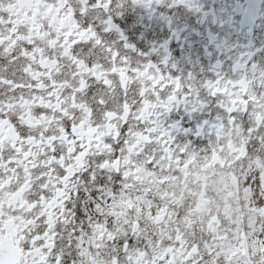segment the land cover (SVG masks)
<instances>
[{
    "label": "snow or ice",
    "instance_id": "snow-or-ice-1",
    "mask_svg": "<svg viewBox=\"0 0 264 264\" xmlns=\"http://www.w3.org/2000/svg\"><path fill=\"white\" fill-rule=\"evenodd\" d=\"M214 5L0 0V264H264V46ZM161 8L208 69L130 40Z\"/></svg>",
    "mask_w": 264,
    "mask_h": 264
},
{
    "label": "flooded vegetation",
    "instance_id": "flooded-vegetation-1",
    "mask_svg": "<svg viewBox=\"0 0 264 264\" xmlns=\"http://www.w3.org/2000/svg\"><path fill=\"white\" fill-rule=\"evenodd\" d=\"M237 2L245 7L244 0H215L214 6L218 8L224 4L232 7ZM160 11L164 12L165 16L172 15L171 26L166 19L158 15L149 19L144 10L129 11L122 21V26L130 40L144 50H149L153 46L166 48L181 67H189L188 62L191 61L197 67L208 69L219 55L209 39V30L212 33L217 31L215 26L198 22L196 16L184 9H174L169 12L166 8H161ZM234 21L231 43L251 44L253 47L264 46V3L260 20L256 21L252 28V35L248 32V28L241 29V17L236 12ZM141 34H143L142 39Z\"/></svg>",
    "mask_w": 264,
    "mask_h": 264
}]
</instances>
